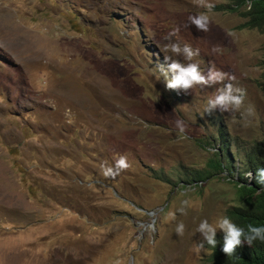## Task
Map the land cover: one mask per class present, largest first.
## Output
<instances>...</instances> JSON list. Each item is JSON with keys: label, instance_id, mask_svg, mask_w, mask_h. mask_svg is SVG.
Returning a JSON list of instances; mask_svg holds the SVG:
<instances>
[{"label": "rangeland", "instance_id": "rangeland-1", "mask_svg": "<svg viewBox=\"0 0 264 264\" xmlns=\"http://www.w3.org/2000/svg\"><path fill=\"white\" fill-rule=\"evenodd\" d=\"M210 2L203 32L195 0H0V264H211L197 227L227 216L235 181L184 180L220 130L237 147L264 139V35ZM172 42L199 48L206 75L211 63L234 75L241 109L206 113L221 84L168 90L158 68ZM121 155L130 167L105 178Z\"/></svg>", "mask_w": 264, "mask_h": 264}, {"label": "clouds", "instance_id": "clouds-1", "mask_svg": "<svg viewBox=\"0 0 264 264\" xmlns=\"http://www.w3.org/2000/svg\"><path fill=\"white\" fill-rule=\"evenodd\" d=\"M195 2L198 7L204 8L206 11L190 16L189 24L195 25L198 31L207 32L212 23L210 13L215 5L211 3L210 0H195ZM179 31V28H174L165 39L171 41L172 37H177L178 40ZM169 50L173 55H165L167 67L161 65L158 68L160 76L163 78L168 90H175L178 92L182 90L185 93H189L197 86L203 88L205 86L221 84L222 86L219 87L208 99L206 113L210 114L218 108L221 112L234 114L241 109L244 104L246 93L243 88L234 84V81L236 80L234 75L216 68L214 63H211V67L206 75L205 72L201 70L199 64L193 62L194 58L200 55V49H194L187 43L181 46L178 42H172L168 44L163 51ZM217 51H219L218 48L213 49V52ZM173 56H182L184 61L187 62L185 63L179 59H173ZM248 114H250V110ZM241 115L244 116L245 114L241 113ZM175 127L181 134H184L187 131L186 123L180 119L175 121ZM102 167V174L105 178L115 179L121 172L127 170L130 167V164L128 162V157L121 155L119 159L115 161L114 165ZM245 175L248 181L255 180L258 184H264V168L257 169L255 175L251 172H248ZM189 206V201L184 200L178 211L181 214H186V209ZM169 215L170 217L175 218V213H170ZM218 230L224 233L222 251L228 256L234 254L244 242H247L248 245H252L256 240L264 241V227L250 224L247 229H245L238 226L230 217L225 215L219 217L213 222L204 219L199 223L197 232L201 234L202 240L197 244V251H207L205 243L211 248H216L218 243L216 238ZM184 232L185 224L180 222L176 227V233L179 236H183Z\"/></svg>", "mask_w": 264, "mask_h": 264}, {"label": "trees", "instance_id": "trees-1", "mask_svg": "<svg viewBox=\"0 0 264 264\" xmlns=\"http://www.w3.org/2000/svg\"><path fill=\"white\" fill-rule=\"evenodd\" d=\"M232 13H237L245 20L241 28L256 30L264 35V0H229L226 7ZM264 50V47H263ZM261 65L264 69V57ZM259 88L264 94V74L259 82ZM219 144L212 148L213 157L207 168L186 175L185 184L205 183L206 181L227 173L235 182V204L227 210V216L238 226L247 229L248 225L264 227V184H258L246 179V173L255 175L256 170L264 168V140H255L251 144L237 147L233 140L227 138L224 130H220ZM216 140L209 139V145ZM233 158H236L237 161ZM234 173L237 176L234 177ZM163 181V178H159ZM217 246L211 248V264H264V241L256 240L252 245L244 242L234 254L226 255L222 249L224 234L217 235Z\"/></svg>", "mask_w": 264, "mask_h": 264}]
</instances>
